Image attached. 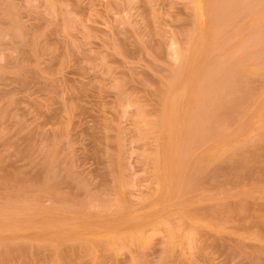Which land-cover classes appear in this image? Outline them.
Here are the masks:
<instances>
[{"label": "rangeland", "instance_id": "rangeland-1", "mask_svg": "<svg viewBox=\"0 0 264 264\" xmlns=\"http://www.w3.org/2000/svg\"><path fill=\"white\" fill-rule=\"evenodd\" d=\"M0 264H264V0H0Z\"/></svg>", "mask_w": 264, "mask_h": 264}]
</instances>
